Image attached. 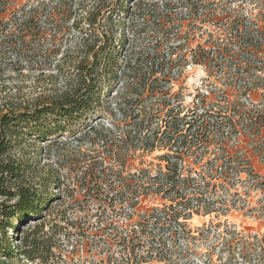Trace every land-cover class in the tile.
I'll return each instance as SVG.
<instances>
[{
  "label": "trees",
  "instance_id": "16d2710c",
  "mask_svg": "<svg viewBox=\"0 0 264 264\" xmlns=\"http://www.w3.org/2000/svg\"><path fill=\"white\" fill-rule=\"evenodd\" d=\"M232 1L239 2L227 0L222 9L229 10L227 5ZM245 1L240 0L232 10L240 13L239 18L223 23L217 36L207 35V58L209 53L212 57V49L220 56L233 55L234 51L249 56L262 52L264 25L260 28L254 22L245 23L242 16L246 12ZM213 3L220 4L221 0H0V61L9 55L15 61L11 62V71L18 74L25 70L38 75L53 73L45 86H40L37 80L31 94L16 85L0 84V264L44 260L49 252L43 229L35 226L19 238L14 225L40 217L49 209L52 201L47 190L49 182L43 176H36V168L41 156L49 157L42 153V147L49 149L62 143L60 139L65 135L77 143L102 148L92 150L84 176L92 182L87 193L98 200L99 209L111 211L109 226L121 218L124 209H134L139 189L169 193V204L162 205V212L156 213L153 210L156 208H152L141 217L144 225L152 220L155 224L162 221L164 226L175 222L180 210L189 209L193 199L197 204L201 202L190 192L186 193L195 184L212 189V180L223 179L221 182L225 183L227 176L210 175L206 183V178L201 176L202 184L190 175L181 178L177 163L155 183L147 181L146 171L142 170L141 186L122 178L131 169L126 166L128 158L165 151L160 157L178 161L182 160V154L193 155L201 148L212 147V136L208 137L212 119L207 116L212 105L202 106L201 121L179 117L180 96L172 94L169 85L172 70L183 63L173 61L183 58L175 51L166 56L160 52L173 41L168 34L180 27L174 17L177 13L171 14L172 11L177 7L185 9L186 18L194 23L200 10L205 18L209 17ZM129 30L133 38L138 32L146 35L147 41L149 34H153L152 51L131 55L134 40H130ZM71 40L74 44L67 49L66 44ZM197 57L191 56L194 60ZM3 68L0 62V82ZM57 80L61 82L59 86ZM246 83L242 86L245 93L259 89L264 94V81ZM231 86V83L227 85ZM221 109L228 114L214 124L233 132L239 128L253 131L252 144L257 150H264V134L259 132L264 129V105L247 106L234 99ZM116 116L120 119L116 120ZM203 129L205 133H201ZM182 131H188L189 135L181 134ZM41 143L47 144L41 146ZM223 157L212 163L219 168L228 165L230 159ZM208 161L206 164L211 163ZM248 174L255 178L252 188L263 187L256 175L250 170ZM116 178L117 183L107 181ZM35 179H40L36 183L40 186L31 183ZM52 185L58 189L56 183ZM231 194L238 200L236 190ZM261 201L264 204V198ZM132 216L127 215V219ZM8 228L16 236L9 237ZM112 232L123 250L134 255L136 247L132 244L131 231L125 236L117 230ZM148 251L152 253V247ZM108 262L99 264H111Z\"/></svg>",
  "mask_w": 264,
  "mask_h": 264
},
{
  "label": "rangeland",
  "instance_id": "374dc122",
  "mask_svg": "<svg viewBox=\"0 0 264 264\" xmlns=\"http://www.w3.org/2000/svg\"><path fill=\"white\" fill-rule=\"evenodd\" d=\"M226 1L213 3L207 18L200 10L194 23L186 18L185 9L177 7L171 14L177 13L174 17L180 27L168 34L173 41L160 52L166 56L170 51H175L183 58L176 61V55L173 56V62L183 63L172 70L173 79L169 85L170 92L180 96L182 108L179 117L187 121H201L204 119L202 106L212 105L207 115L212 119V131L209 129L208 135L209 139L212 136V147L205 150L201 148L193 155L181 152L182 160L176 159L178 161L160 157L165 151L128 158L126 166L131 169L122 175V178L141 186V176L144 174L141 172L146 171V180L155 183L157 179L167 175L177 163L181 178L190 175L202 184L201 176L206 178L204 183L209 181L207 176L210 175L227 176L225 183L221 182L223 179L212 180V189L197 187L195 184V187L186 193L190 192L201 202L197 204L193 199L189 209L180 210L179 218L164 226L162 221L155 224L152 220L144 225L141 217L152 208H156L153 209L156 213L162 212V205L169 204V193L152 192L151 188L139 189L134 199V209H124L121 218L109 226L111 211L107 209L102 212V209H99L98 200L92 193H87L92 182L84 176L86 167L91 162L88 159L92 158V150L102 148L77 143L65 135L60 139L62 143L49 149L42 147V153L48 154L49 157L44 159L41 156L36 168V176H43L49 182L47 190L52 197L49 209L40 217L27 218L19 225H14L17 227L19 238L35 226L43 229L50 250L44 260L23 264H99L109 260L111 264H264V204L261 201L264 193V150H257L252 144L253 131L239 128L237 132H233L214 124L228 114L221 109L227 101L235 99L247 106L264 105L263 91L254 89L245 93L242 89L246 82L259 84L257 82L264 81V49L255 55L249 51L252 56L241 51L220 56L212 49V57L209 53L207 58V35L217 36L223 23L233 22L240 17V13L232 11L240 4V0L230 2L227 5L229 10L225 11L222 4ZM243 5L246 9L242 15L245 23L254 22L261 28L264 25V11L259 12V9L264 7V0H246ZM250 8L254 9L251 13L247 11ZM128 36L130 40H134L131 55L138 56L141 52L148 54L154 48L153 34H149L148 41L142 33L136 32L133 38L129 30ZM73 44L72 40L69 41L66 48L69 49ZM192 55L194 58L195 55L198 57L194 60ZM0 62L4 66L0 84L5 83L7 87L16 85L26 94L35 92L37 80L40 86H45L48 76L53 74L45 72L38 75L27 70L15 73L10 68L11 62L15 61L9 55L4 56ZM52 82H55V78H52ZM230 83L232 86L228 88ZM56 84L59 86L61 82L57 80ZM233 87L234 91L231 90ZM119 119L120 117L116 116V120ZM202 132L205 133V130ZM259 132L263 135L264 129ZM181 134L189 135V132L182 131ZM46 144L41 143V146ZM220 157H226L227 160L229 158L230 163L220 168L218 164L212 163ZM208 160L211 163L206 164ZM249 170L258 176L256 180L263 187H251L255 178L248 174ZM35 180L31 183L40 186L36 184L40 179ZM118 180L116 178L107 181L117 183ZM52 182L58 185V189ZM234 190L239 194L238 200L231 194ZM207 205H210V208H206ZM129 214L133 216L127 219ZM112 230L121 232V236L128 235L131 231L134 238L132 244L136 247L134 255L123 250L118 244V238L112 236ZM7 234L9 237L16 236L15 231L10 228L7 229ZM12 244L14 246L16 242L13 241ZM151 247L152 253L148 251Z\"/></svg>",
  "mask_w": 264,
  "mask_h": 264
},
{
  "label": "built area",
  "instance_id": "2783aa9c",
  "mask_svg": "<svg viewBox=\"0 0 264 264\" xmlns=\"http://www.w3.org/2000/svg\"><path fill=\"white\" fill-rule=\"evenodd\" d=\"M258 178V176H256V179ZM264 188V187H263ZM263 195H264V193H263ZM264 198V196H262V198H261V200Z\"/></svg>",
  "mask_w": 264,
  "mask_h": 264
}]
</instances>
